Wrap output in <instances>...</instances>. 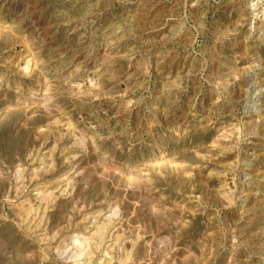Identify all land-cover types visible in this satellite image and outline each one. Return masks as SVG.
Returning a JSON list of instances; mask_svg holds the SVG:
<instances>
[{"label": "rangeland", "instance_id": "rangeland-1", "mask_svg": "<svg viewBox=\"0 0 264 264\" xmlns=\"http://www.w3.org/2000/svg\"><path fill=\"white\" fill-rule=\"evenodd\" d=\"M0 264H264V0H0Z\"/></svg>", "mask_w": 264, "mask_h": 264}, {"label": "bare ground", "instance_id": "bare-ground-1", "mask_svg": "<svg viewBox=\"0 0 264 264\" xmlns=\"http://www.w3.org/2000/svg\"><path fill=\"white\" fill-rule=\"evenodd\" d=\"M24 67H27V64Z\"/></svg>", "mask_w": 264, "mask_h": 264}]
</instances>
